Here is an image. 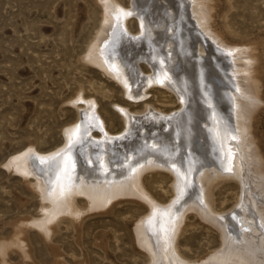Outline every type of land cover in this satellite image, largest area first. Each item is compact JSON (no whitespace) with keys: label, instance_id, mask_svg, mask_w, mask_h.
Masks as SVG:
<instances>
[{"label":"bare ground","instance_id":"1","mask_svg":"<svg viewBox=\"0 0 264 264\" xmlns=\"http://www.w3.org/2000/svg\"><path fill=\"white\" fill-rule=\"evenodd\" d=\"M133 3V9H125L116 0H105L104 25L88 59L111 72L132 99H146V88L159 84L170 87L181 106L169 113L152 106L147 113L124 107L126 126L114 134L90 98L79 106L82 121L66 128L61 147L40 152L30 146L13 156L8 166L25 178L34 177L43 201L41 216L31 223L50 234L56 220L82 215L79 197L94 209L121 195H135L148 207L135 227L148 264H198L177 248L186 213H214L205 181L230 175L239 181L241 193L232 210L216 216L224 249L203 259L264 264V173L248 167L241 136L245 124L240 121L243 90L237 83L240 71L251 74V55L246 47L227 46L220 39L200 0ZM131 13L138 15L137 34L127 25ZM236 53L248 58L239 72ZM143 59L152 73L141 70ZM93 125L98 135L92 133ZM157 168L175 176V198L166 203L155 200L143 184L144 173Z\"/></svg>","mask_w":264,"mask_h":264},{"label":"rangeland","instance_id":"2","mask_svg":"<svg viewBox=\"0 0 264 264\" xmlns=\"http://www.w3.org/2000/svg\"><path fill=\"white\" fill-rule=\"evenodd\" d=\"M116 1L125 9L134 8V0ZM200 2L220 39L227 46L246 47L252 57L248 75L240 71L247 66V55H234L240 71L237 83L243 90L239 103L245 130L241 136L248 167L264 173V0ZM104 3L0 0V264L149 263L135 234L138 220L148 212L143 199L121 195L106 207L90 209L87 198L79 197L82 215L63 216L56 220L53 232L46 234L31 223L41 216L43 205L33 186L35 178H25L8 166L13 156L30 146L40 152L61 147L67 139L66 128L82 121L79 106L87 99L96 100L107 129L114 134L126 126L124 107L142 113L152 106L169 113L181 106L177 94L159 84L146 88V99H132L111 72L88 59L104 25ZM127 25L133 34L140 32L136 13H131ZM139 62L144 74L153 72L146 60ZM92 133L99 134L94 125ZM212 178L204 186L211 194L214 213L207 216L189 210L186 228L177 241L179 252L198 264H221L203 258L224 249L216 216L232 210L241 193L235 177ZM174 182L173 172L165 168L147 170L143 176L147 191L161 203L175 198Z\"/></svg>","mask_w":264,"mask_h":264}]
</instances>
